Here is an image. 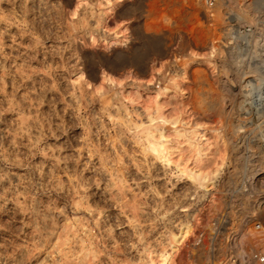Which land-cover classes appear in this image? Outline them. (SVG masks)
<instances>
[{
	"label": "rangeland",
	"instance_id": "374dc122",
	"mask_svg": "<svg viewBox=\"0 0 264 264\" xmlns=\"http://www.w3.org/2000/svg\"><path fill=\"white\" fill-rule=\"evenodd\" d=\"M206 5L0 0V264L261 249L264 72L219 43L264 0Z\"/></svg>",
	"mask_w": 264,
	"mask_h": 264
},
{
	"label": "built area",
	"instance_id": "2783aa9c",
	"mask_svg": "<svg viewBox=\"0 0 264 264\" xmlns=\"http://www.w3.org/2000/svg\"><path fill=\"white\" fill-rule=\"evenodd\" d=\"M225 0H205L209 7L220 6ZM219 47L241 61L258 62V71L264 72V22L256 25H242L228 21ZM260 77V76H259ZM264 111V86L258 87V112ZM256 230H264V224L257 223ZM223 264H264V239L262 247L252 254L232 253Z\"/></svg>",
	"mask_w": 264,
	"mask_h": 264
},
{
	"label": "bare ground",
	"instance_id": "6f19581e",
	"mask_svg": "<svg viewBox=\"0 0 264 264\" xmlns=\"http://www.w3.org/2000/svg\"><path fill=\"white\" fill-rule=\"evenodd\" d=\"M203 1L205 2V0H203ZM217 5H218V4H217ZM217 5L215 6L216 8H217ZM206 6L208 7V5H206ZM215 7H213V8L215 9ZM213 8H211V9H213ZM240 11L243 13V14L240 13V14L243 16V18H244V17L246 18V17H247V12H248V11H246V9H241ZM240 14H239V15H240ZM244 14H245V15H244ZM241 15H240V16H241ZM174 240H175V239H174ZM148 264H156V263L153 261V256H152V255H149V256H148ZM162 264H165V263L163 262Z\"/></svg>",
	"mask_w": 264,
	"mask_h": 264
}]
</instances>
